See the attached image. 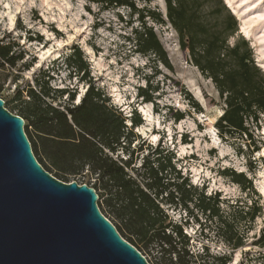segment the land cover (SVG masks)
I'll return each instance as SVG.
<instances>
[{
    "label": "rangeland",
    "instance_id": "obj_1",
    "mask_svg": "<svg viewBox=\"0 0 264 264\" xmlns=\"http://www.w3.org/2000/svg\"><path fill=\"white\" fill-rule=\"evenodd\" d=\"M228 1L239 19L238 35L249 42L254 61L264 73V1ZM136 8L139 12L87 0H0V44L14 43V51L23 54L17 68H6L0 75L5 108L18 116L17 103L12 102L17 89L36 87L37 78L43 76H48L44 80L55 90L76 92L75 104L82 101L91 84L100 88L128 126H132L135 111L141 116L143 124L134 130L138 140L132 148L138 151L147 142L153 149L172 151L176 170L191 185L208 195H221L224 217L243 241L242 247L233 250L220 237L224 224L199 214L198 221L190 218L184 227L189 249L201 255L208 246L214 257L230 255V264H264V248L259 244L264 234V113L246 124L248 134L221 132L218 122L232 100L220 96L213 81L182 49L177 32L168 23L165 0L151 4L138 1ZM150 10L160 13L166 23L151 19ZM241 26L250 30L251 38L242 34ZM145 29L153 30L162 47L159 54L152 52L155 42L149 37L141 46L136 43L137 33ZM76 49L82 51L88 64L86 80L84 73L75 75L68 66V58ZM142 91L154 101L146 103ZM68 100L66 95L57 104ZM179 114L184 115L181 121L176 120ZM144 149L135 155L136 168L142 167L144 157L151 152ZM117 154L116 158H128L122 151ZM227 170L243 173L259 194L263 211L254 222L231 216L241 210L247 195L224 174ZM72 182L88 183L81 176ZM165 208L176 222L188 220L183 208Z\"/></svg>",
    "mask_w": 264,
    "mask_h": 264
},
{
    "label": "trees",
    "instance_id": "obj_2",
    "mask_svg": "<svg viewBox=\"0 0 264 264\" xmlns=\"http://www.w3.org/2000/svg\"><path fill=\"white\" fill-rule=\"evenodd\" d=\"M87 1L102 6H125L134 12H139L136 2H153ZM165 2L168 23L177 32L182 49L188 51L194 66L213 81L220 96L232 100L218 128L229 135L248 134L246 124L257 121L258 114L264 113V73L254 61L249 42L238 35L239 21L224 0ZM148 14L156 23H166L160 13L150 10ZM136 37L140 46L147 37L153 39L155 54L162 50L152 29H145ZM14 49V43L0 44V75L6 68H17L23 60V54H17ZM68 66L75 75L84 73V80L89 76L88 64L80 49L68 58ZM46 77L37 78L36 87L18 88L12 101L17 103L18 116L25 120V132L44 170L65 183L79 176L87 179L88 183L84 184L97 191L101 213L125 241L141 254L145 252L152 257L147 260L149 264H230V255L214 257L208 246L201 255L193 253L184 232L189 219L198 221L201 214L207 220L224 224L220 237L233 250L242 247V238L221 210L225 203L221 195H208L205 190L191 185L189 179L176 170L175 154L169 149H153L147 142L138 151L133 149L138 140L134 130L143 124L136 111L132 126H128L127 119L110 105L100 88L91 84L82 101L75 104L76 92L51 88L44 80ZM2 89L0 85V95ZM143 92L146 103L154 101L152 95ZM66 95L68 102L58 105ZM183 119V114L176 118L177 121ZM144 147L151 152L144 157L142 167L136 168L135 155L142 154ZM120 151L128 158H116ZM224 174L247 195L239 206L241 210L231 216L254 222L263 209L252 181L243 173L227 170ZM165 206L183 208L188 220L184 224L176 222ZM259 244L264 248V234Z\"/></svg>",
    "mask_w": 264,
    "mask_h": 264
},
{
    "label": "water",
    "instance_id": "obj_3",
    "mask_svg": "<svg viewBox=\"0 0 264 264\" xmlns=\"http://www.w3.org/2000/svg\"><path fill=\"white\" fill-rule=\"evenodd\" d=\"M24 127L0 98V264H149L101 213L94 188L44 170Z\"/></svg>",
    "mask_w": 264,
    "mask_h": 264
},
{
    "label": "bare ground",
    "instance_id": "obj_4",
    "mask_svg": "<svg viewBox=\"0 0 264 264\" xmlns=\"http://www.w3.org/2000/svg\"><path fill=\"white\" fill-rule=\"evenodd\" d=\"M227 1H228V0H227ZM263 1H264V0H263ZM228 4L231 6V4H230L229 1H228ZM231 7H232V6H231ZM241 32H242V34L245 35V37H247V38H251V32H250V30L247 29L246 27L241 26Z\"/></svg>",
    "mask_w": 264,
    "mask_h": 264
}]
</instances>
